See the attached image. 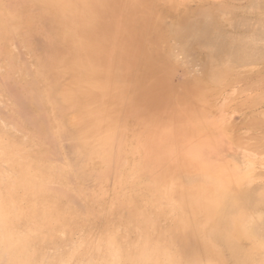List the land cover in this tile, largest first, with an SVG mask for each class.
Returning <instances> with one entry per match:
<instances>
[{"label": "rangeland", "instance_id": "obj_1", "mask_svg": "<svg viewBox=\"0 0 264 264\" xmlns=\"http://www.w3.org/2000/svg\"><path fill=\"white\" fill-rule=\"evenodd\" d=\"M28 1L0 0L1 13L3 16L14 14ZM249 4L250 0H183L180 3L177 0L176 5L169 6L159 3L158 11L165 19L162 30L167 34L164 50L171 64L172 90L174 85L175 89L179 88L173 90L177 96L174 106L181 112L187 103L185 88L201 87L208 81L205 59L210 50L206 53L190 36L183 40L187 47L184 46L182 40L179 42L170 34V26L176 27L178 21L186 24L189 15H199L200 9L210 7L207 22L212 31L222 30L227 35L234 29L231 18L235 21L237 17L258 16L260 11L255 10L258 8H251ZM45 18L33 7L29 20L19 27L6 26V36L0 31V264H236L221 244L212 245L214 256H206L192 247V240H209L203 228L211 213L210 209L201 213L189 208L180 196L190 187L213 190L217 184L227 199L232 200L252 187L264 188V177L255 173L263 170L264 155L254 163L248 161L252 172L242 178L232 168L227 154L230 148L225 143L220 144L218 158L198 149L196 155L201 163H211L210 166L207 170L180 171V183L175 188L178 194L172 197V191L158 188L156 177L161 178V172L155 168L158 153L144 151L147 138L134 136L133 113L112 127L119 138L111 141L108 158L101 159L98 152H91L92 145L77 141L75 131L72 132L76 121L73 117L81 108L59 102L56 90L62 79L43 78L50 67L47 44L52 41ZM146 38L144 34V41ZM172 48L178 55H172ZM180 52H185L187 58L184 54L182 59ZM126 73L131 77V68L127 67ZM207 84L212 85L210 95L206 94L208 100L203 98L195 103L196 108L204 109L205 120L199 125L200 131L208 130L204 126L212 118L225 123L231 116L230 82ZM182 92L186 98L179 97ZM240 114L250 117L252 110L245 108ZM65 115L72 118L68 120ZM65 119L71 122V130ZM208 134L215 142L208 150L218 152L215 132ZM229 134L228 127L220 133L228 141ZM221 168L225 175L234 173L233 181H239L236 193L224 178L214 173ZM171 173V170L164 171L163 175L171 176ZM166 176L162 177L168 179ZM33 211L41 212L43 217L36 219L30 215ZM248 218L250 221L264 219V206L256 205ZM250 234L233 235L232 241L240 249L248 250L257 240ZM20 238H23L21 243Z\"/></svg>", "mask_w": 264, "mask_h": 264}, {"label": "bare ground", "instance_id": "obj_2", "mask_svg": "<svg viewBox=\"0 0 264 264\" xmlns=\"http://www.w3.org/2000/svg\"><path fill=\"white\" fill-rule=\"evenodd\" d=\"M182 1L178 0L179 3ZM159 3L176 5L177 0H29L24 8L4 16L0 2V31L6 36V26L19 27L23 21L29 20L33 7L41 11L51 28L52 40L47 44L50 67L43 73V78L62 79L56 90L59 102L81 108L82 113L80 111L73 117L76 121L71 120L75 121L71 127L77 141L80 139L84 145H92L91 152H98L101 159L106 160L111 141L119 138L112 127L134 113V136L147 138L144 151L158 153L155 164L157 172H161V178L156 177L158 188L172 191L170 194L175 197L180 171L207 170L211 164L201 163L196 155L198 149L218 158L220 144L225 143L230 148L227 154L232 168L242 178L252 172L249 162L254 163L264 155V107H261L264 103V0H250L249 6L260 11L258 16L237 17L235 21L231 18V28L234 29L227 35L222 30L212 31L211 24L207 22L212 10L210 7L204 11L200 9L199 15L191 14L193 17L197 15V21L193 20L198 23H194L189 15L192 25L187 16L186 20L183 19L186 24L178 21L176 27L170 26V34L179 42L190 36L200 47L203 46L205 52L210 50V53L206 52L205 59L208 62L207 82L218 85L227 80L230 82L232 90L228 101L231 116L225 123L222 119L207 121L204 126L207 131H200L199 125L205 120L204 109L196 108L195 103L199 99H207L206 94L210 93L212 85L206 82L194 89L186 87L187 98L183 92L182 95L177 94L186 98L183 112L174 106L177 96L173 90L178 91L179 88L176 86L175 89L174 85L172 90L171 64L164 50L167 34L162 30L164 23L158 11ZM144 34L147 35L145 41ZM149 49L151 52H147ZM175 51L172 55L176 54ZM182 52L179 55L183 54V59L186 53ZM126 66L132 70L131 77L126 73ZM241 96L244 98L239 102ZM245 108L252 110L250 117L240 114ZM67 116L64 117L69 120L71 116ZM66 121V126L69 124L70 127L71 122ZM226 127L230 133L229 141L220 135ZM212 131L219 145L218 152L208 150L209 146L215 145L208 136ZM169 170L173 175H163ZM223 172L221 168L214 173L224 178L226 185L236 193L239 181H233L234 173L225 175ZM255 173L259 177L262 174L263 178L264 168ZM195 181L198 180L195 178ZM215 187L213 190L190 187L180 196L189 208L201 213L210 209L211 213L203 228L209 240H192V247L206 256H214L212 245L218 243L229 250L236 264H264V219L250 221L248 218L253 215L256 205L264 206V188L249 187L240 197L228 200L227 195L218 189L221 186L216 184ZM38 213L33 211L30 215L36 219L43 217L41 212ZM19 217L25 218L24 215ZM249 233L257 240L248 250L240 249L232 241L233 235L245 237ZM23 238L18 242L21 243ZM194 242L197 245L194 246Z\"/></svg>", "mask_w": 264, "mask_h": 264}]
</instances>
